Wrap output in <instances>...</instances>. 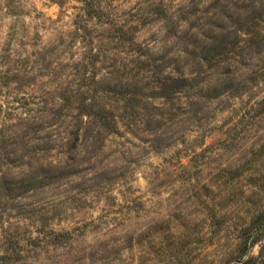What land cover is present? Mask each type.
<instances>
[{"label":"rangeland","instance_id":"374dc122","mask_svg":"<svg viewBox=\"0 0 264 264\" xmlns=\"http://www.w3.org/2000/svg\"><path fill=\"white\" fill-rule=\"evenodd\" d=\"M261 212L264 0H0V264H231Z\"/></svg>","mask_w":264,"mask_h":264},{"label":"trees","instance_id":"16d2710c","mask_svg":"<svg viewBox=\"0 0 264 264\" xmlns=\"http://www.w3.org/2000/svg\"><path fill=\"white\" fill-rule=\"evenodd\" d=\"M135 47L136 49H133L131 51H134V53H136L137 55V58L140 57L141 60L137 59V68L135 67L136 70L133 75L130 76V79L135 78L136 75L140 73V70H142L141 68L145 67L143 61L144 59H146L147 61L151 56H154L150 53L151 51L144 50L141 46ZM101 51L102 50L98 49L94 50V58L98 55L97 53ZM200 60L205 61L203 58H200ZM166 80H170L171 82H173V84L172 86L168 85L164 87L161 92H165L164 94L167 96L176 94V76L174 78L166 76ZM242 235L243 236L239 242V244L241 245L240 254L231 264H264V212L257 213L250 219L245 228L242 229ZM255 246L258 247L257 254L251 255V250Z\"/></svg>","mask_w":264,"mask_h":264}]
</instances>
